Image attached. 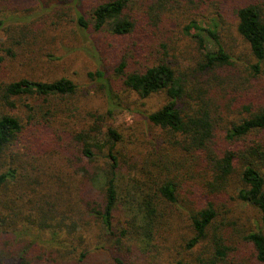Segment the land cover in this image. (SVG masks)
Wrapping results in <instances>:
<instances>
[{"label": "trees", "instance_id": "trees-1", "mask_svg": "<svg viewBox=\"0 0 264 264\" xmlns=\"http://www.w3.org/2000/svg\"><path fill=\"white\" fill-rule=\"evenodd\" d=\"M10 1L0 50L24 57L67 36L59 11L34 26L10 18ZM72 2L99 57L88 77L142 106L163 98L141 111L155 133L125 168L123 135L100 115L58 127L84 94L74 79H0V264H264V0ZM190 8L205 19L184 28L201 47L185 67L172 32Z\"/></svg>", "mask_w": 264, "mask_h": 264}, {"label": "rangeland", "instance_id": "rangeland-1", "mask_svg": "<svg viewBox=\"0 0 264 264\" xmlns=\"http://www.w3.org/2000/svg\"><path fill=\"white\" fill-rule=\"evenodd\" d=\"M41 4V1L37 3L36 0H11L7 2L3 10L11 6H19L16 12L18 15L12 13L9 15L10 18L24 16L28 22H35L34 26L40 25L41 27L47 20L51 21L49 16L55 13L54 11H59L58 15L60 19L56 18L54 21L63 23L59 28L68 30L67 36L56 34L55 43L50 40L51 44L44 47L40 53L27 54L24 57L19 55L14 57L10 54L14 51L7 52L6 50H0V57L2 56V61H0V79L12 80L24 76L37 79H51L61 75L74 79L79 84L81 91L87 95L83 94L80 97V104L76 108L59 114L58 122L60 123H57L58 127L66 129L69 132L76 126L79 129L91 127L96 123L94 115H100L102 117L104 132L108 127H112L123 135V141L119 144L118 150L120 152V159L124 167L127 168V160L133 164L137 158L145 154L151 139L150 136L153 137L155 133V128L151 127L149 120L141 114V111L151 106L158 107L163 103V98L156 97L147 104L145 102L142 106V101L136 96L128 98V94L124 92V88L118 83L116 78L114 80L117 81L118 85L115 87L117 89H114L110 95L105 90L100 89V82L88 77V72L97 69L99 57L93 50L90 40L83 33L77 32L75 27L76 7L82 5L81 1L80 5H77V2L73 3L71 0L68 5L62 6V9L57 8L54 3L53 5L43 7ZM191 9H189L188 14L186 13L187 19H182L179 26H176V31L172 32V36L175 35L176 54L183 56L181 62L185 67L191 66L199 57L201 47L195 42L193 36L184 32V28L192 18L198 20L205 19L200 14L201 12ZM13 20L19 19L13 18ZM60 30L58 29V31ZM191 32L193 30L189 31V33ZM52 34L55 36L54 32ZM48 54L56 58V62L49 61ZM119 82L121 83L120 80ZM116 92H121L122 97L116 96ZM110 110L111 113H109ZM130 176L129 174L125 176L124 180L126 183H131L130 179L133 178ZM237 208L241 210L244 207ZM246 210L250 214L258 216L255 211L251 209ZM28 238L30 239L31 235ZM103 258L110 261L109 253L102 254L99 259L102 260Z\"/></svg>", "mask_w": 264, "mask_h": 264}]
</instances>
